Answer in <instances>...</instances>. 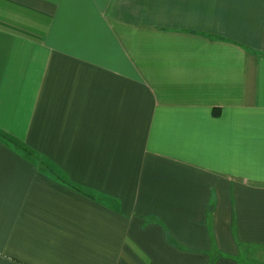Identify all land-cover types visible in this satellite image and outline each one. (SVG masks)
Wrapping results in <instances>:
<instances>
[{
  "label": "crops",
  "instance_id": "0c3cea01",
  "mask_svg": "<svg viewBox=\"0 0 264 264\" xmlns=\"http://www.w3.org/2000/svg\"><path fill=\"white\" fill-rule=\"evenodd\" d=\"M251 247L264 0H0V264H247Z\"/></svg>",
  "mask_w": 264,
  "mask_h": 264
},
{
  "label": "rangeland",
  "instance_id": "374dc122",
  "mask_svg": "<svg viewBox=\"0 0 264 264\" xmlns=\"http://www.w3.org/2000/svg\"><path fill=\"white\" fill-rule=\"evenodd\" d=\"M247 254L243 250L241 253L242 260L247 264H264V248L262 247H251L247 249Z\"/></svg>",
  "mask_w": 264,
  "mask_h": 264
}]
</instances>
